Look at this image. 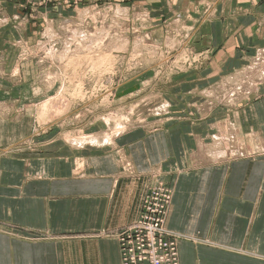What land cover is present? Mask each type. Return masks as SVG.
<instances>
[{
  "label": "crops",
  "instance_id": "obj_1",
  "mask_svg": "<svg viewBox=\"0 0 264 264\" xmlns=\"http://www.w3.org/2000/svg\"><path fill=\"white\" fill-rule=\"evenodd\" d=\"M31 1L39 10L46 3ZM51 1L69 7L82 0ZM132 1L123 7L128 13L139 8L158 22L166 13L171 30L184 16L192 47L208 53L210 68L194 76L215 82L264 54V0ZM22 2L0 0L6 23L0 22V59L10 57L11 64L18 40L11 30L26 13ZM164 31L157 23L158 36ZM256 84L232 103L218 101V91L203 100L197 84H181L174 97L183 88L192 100H171L182 114L159 128L111 134L97 127L84 141L69 139L77 133L72 128L34 127L38 112L25 117L16 97L15 132L8 131L13 106L0 109V147L13 137L32 143L0 152V264H121L118 231L139 218L142 198L156 182L171 188L165 227L176 239L179 264H264V96ZM2 105L8 103L0 98ZM84 128L79 131L89 134Z\"/></svg>",
  "mask_w": 264,
  "mask_h": 264
},
{
  "label": "rangeland",
  "instance_id": "obj_2",
  "mask_svg": "<svg viewBox=\"0 0 264 264\" xmlns=\"http://www.w3.org/2000/svg\"><path fill=\"white\" fill-rule=\"evenodd\" d=\"M134 2L95 0L87 3L82 0L80 4L74 2L64 7L51 5L52 1L46 0L43 10H39L31 0H23L21 5L26 13L23 18L18 17L11 30L18 37L12 45L17 49L14 64L10 57L0 59V85L7 86L4 91L0 89V98L8 103L0 109L13 106L8 131L15 132L16 129L12 124L16 123L14 104L19 96L23 100L19 111L27 113L25 117L38 112L34 127L40 130L48 125L72 128L77 133L67 135L73 141L92 140L96 134L91 130L97 127H106L111 134L122 133L134 126L159 128L163 119L182 114L171 108V100H192L183 88L177 90L183 96L174 97L173 89L181 84H197L198 95L203 96V100H212L210 94L219 92L217 100L227 102L223 100L242 93L245 98V92L251 85L256 89L257 82L262 86L256 94L264 96V54H255L241 72L226 74L225 78L215 82L204 74L194 76L190 72L210 68L208 53L192 47L191 28L186 26L184 16L171 30L168 23L173 19L166 13L158 22L159 17L154 20L139 8L129 13L123 8L126 3L132 7ZM0 22L5 28L3 16H0ZM157 23L165 25L163 36L157 34ZM33 31V39L25 36L26 32ZM15 63L18 67L13 72ZM252 94L250 99L256 95ZM32 95L36 97L35 101H32ZM199 110L205 112L203 108ZM24 124L28 128L26 119ZM87 127L89 134L79 131ZM9 141L10 144L0 147V152L18 151L32 143L29 139L17 142L15 137ZM159 185L169 194V203L162 212L165 216L163 228L175 243L173 247L179 264L176 239L165 227L172 200L170 186L156 182L144 194L142 206L146 195ZM120 232L118 244L122 264ZM141 239L146 243L145 233L141 234Z\"/></svg>",
  "mask_w": 264,
  "mask_h": 264
},
{
  "label": "built area",
  "instance_id": "obj_3",
  "mask_svg": "<svg viewBox=\"0 0 264 264\" xmlns=\"http://www.w3.org/2000/svg\"><path fill=\"white\" fill-rule=\"evenodd\" d=\"M168 195L163 186L154 187L144 198L140 219L120 230L122 264H178L175 243L163 228L162 212L169 203ZM142 233H145L146 243L140 240Z\"/></svg>",
  "mask_w": 264,
  "mask_h": 264
},
{
  "label": "bare ground",
  "instance_id": "obj_4",
  "mask_svg": "<svg viewBox=\"0 0 264 264\" xmlns=\"http://www.w3.org/2000/svg\"><path fill=\"white\" fill-rule=\"evenodd\" d=\"M254 70H255V68H254ZM250 72H251V69H250ZM251 87V89L250 90H254L255 88L253 87V85H251L250 86ZM236 88V87H235ZM226 90V89H225ZM226 94V93H225ZM228 94H230V92L228 93ZM228 99H233V97L232 98H228ZM229 102L231 101V100H228ZM233 101H231L230 103H232Z\"/></svg>",
  "mask_w": 264,
  "mask_h": 264
}]
</instances>
